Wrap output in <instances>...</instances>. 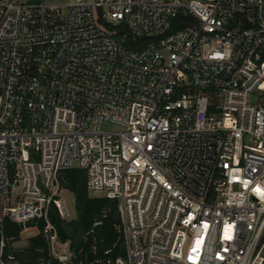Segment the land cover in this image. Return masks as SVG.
I'll return each instance as SVG.
<instances>
[{"label": "built area", "instance_id": "1", "mask_svg": "<svg viewBox=\"0 0 264 264\" xmlns=\"http://www.w3.org/2000/svg\"><path fill=\"white\" fill-rule=\"evenodd\" d=\"M70 167L118 202L113 264H264V0H0V264H75Z\"/></svg>", "mask_w": 264, "mask_h": 264}, {"label": "trees", "instance_id": "2", "mask_svg": "<svg viewBox=\"0 0 264 264\" xmlns=\"http://www.w3.org/2000/svg\"><path fill=\"white\" fill-rule=\"evenodd\" d=\"M183 25L185 24L174 26L172 30ZM127 39L132 46L138 44L137 42L144 44L147 40L145 38L134 41L128 33ZM85 176V171L78 167L60 170L58 174L60 186L70 189L75 194L77 215L73 219H62L51 207L49 218L57 228L59 239L71 241L75 264H113L116 257L125 255L118 202L116 199L103 196L90 197ZM4 230L7 237L17 240L22 226L5 219ZM22 249L23 253L30 257L44 256L46 254L44 236L37 233L30 237L29 245Z\"/></svg>", "mask_w": 264, "mask_h": 264}, {"label": "rangeland", "instance_id": "3", "mask_svg": "<svg viewBox=\"0 0 264 264\" xmlns=\"http://www.w3.org/2000/svg\"><path fill=\"white\" fill-rule=\"evenodd\" d=\"M20 1L25 2L28 0H20ZM45 1L64 2V0H45ZM65 1H70V0H65ZM89 195L90 197L97 196L95 193H91V192H89ZM61 196L65 200L69 208V211H70V218H68V220L75 218L77 215L75 194L70 189L63 188L61 192ZM36 233H37V230L35 228L23 229L19 235V238L13 242V246L15 248L27 247L29 245L30 237L34 236Z\"/></svg>", "mask_w": 264, "mask_h": 264}]
</instances>
